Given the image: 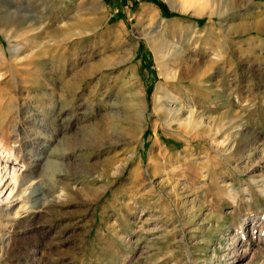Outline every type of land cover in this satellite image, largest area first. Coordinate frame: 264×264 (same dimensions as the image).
Masks as SVG:
<instances>
[{
    "label": "rangeland",
    "instance_id": "obj_1",
    "mask_svg": "<svg viewBox=\"0 0 264 264\" xmlns=\"http://www.w3.org/2000/svg\"><path fill=\"white\" fill-rule=\"evenodd\" d=\"M179 1L0 0V264H264V0Z\"/></svg>",
    "mask_w": 264,
    "mask_h": 264
},
{
    "label": "bare ground",
    "instance_id": "obj_2",
    "mask_svg": "<svg viewBox=\"0 0 264 264\" xmlns=\"http://www.w3.org/2000/svg\"><path fill=\"white\" fill-rule=\"evenodd\" d=\"M225 1V0H224ZM180 3V7L181 9L183 8H190L191 6H195L196 3H198V7L199 5L203 8L205 7V5H207L206 3V0H181L179 1ZM236 4V3H235ZM212 5V4H211ZM215 5V8L216 10H220L221 7L223 6L222 5V0H216L215 3L213 4V6ZM208 6H209V3H208ZM207 7V6H206ZM205 7V8H206ZM26 8V7H25ZM173 9H176L175 6H172ZM24 9V7H23ZM227 9V8H226ZM20 10V9H19ZM27 10V9H25ZM203 10V9H202ZM215 10V11H216ZM200 11V12H199ZM197 12H199L200 14H202V11L199 10ZM214 8L212 7L211 8H208V14L209 15H213L214 14ZM225 11V10H224ZM223 11V13H224ZM196 12V13H197ZM222 12V11H221ZM17 13V12H16ZM15 13V14H16ZM31 15H30V14ZM19 14V13H18ZM199 14V15H200ZM221 14V13H220ZM17 15V14H16ZM28 15V16H27ZM26 16H24V18L22 17V20L25 22L29 19H33V20H38V17H37V14L36 13H32L31 11H28ZM23 23V22H22ZM9 31V30H8ZM167 94V93H165ZM176 111V110H175ZM192 114V113H191ZM140 117V116H139ZM191 120V118H189ZM138 120V119H137ZM137 126H133V128H130L129 130V136L133 137L134 135H138V131H141L140 130V127L141 125L139 124L140 122L137 121ZM108 130V129H107ZM126 130V129H125ZM128 130V129H127ZM102 132V130L100 131ZM104 132V131H103ZM100 134V133H99ZM96 135V134H95ZM101 136V135H100ZM96 137V136H95ZM97 138V137H96ZM134 139H135V136H134ZM69 142V141H68ZM1 153V152H0ZM15 162L14 160L10 159L9 157L3 159V161L0 163V169L1 167L5 170V173L6 175L8 176L7 177V180L4 182V184H2L3 186L1 187L2 189H0V204L3 203L4 201H7L9 196L11 195V192L12 190L16 187V186H19V187H22L26 184H28L32 179L33 177L32 176H28V175H18V168H16L15 166ZM1 180H2V176H1V170H0V183H1ZM6 188H9L7 194H5L6 192ZM42 189V185L39 184V185H36L34 187H32L30 189V191L28 192V198H33L31 201L32 203L27 205V206H24V208L22 209L23 211H31V210H34L35 208H39V207H42L43 205L45 204H49V202H51L50 200H46L44 198V194L45 191L43 192ZM5 195V196H4ZM46 195V194H45ZM47 197V195H46ZM55 203V202H54ZM6 215H8V212L6 209H1ZM17 212L14 213V216L13 218H16L17 216ZM6 244V243H5Z\"/></svg>",
    "mask_w": 264,
    "mask_h": 264
},
{
    "label": "crops",
    "instance_id": "obj_3",
    "mask_svg": "<svg viewBox=\"0 0 264 264\" xmlns=\"http://www.w3.org/2000/svg\"><path fill=\"white\" fill-rule=\"evenodd\" d=\"M26 6H27V5H25V7H26ZM27 7H28V6H27ZM31 12H32V13H36V12H35V11H33V10H31ZM36 14H37V13H36Z\"/></svg>",
    "mask_w": 264,
    "mask_h": 264
}]
</instances>
